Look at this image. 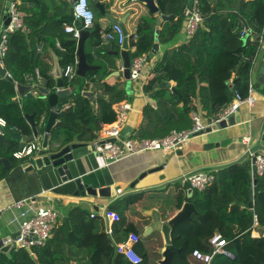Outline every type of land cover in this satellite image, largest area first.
I'll return each instance as SVG.
<instances>
[{
    "label": "trees",
    "instance_id": "obj_1",
    "mask_svg": "<svg viewBox=\"0 0 264 264\" xmlns=\"http://www.w3.org/2000/svg\"><path fill=\"white\" fill-rule=\"evenodd\" d=\"M199 1L205 16L204 23L187 44L168 49L169 42L183 28L188 1L157 0L160 13H168L172 17L163 24L159 34V41L165 47L164 56L157 67L159 75L149 81L144 90L147 93L152 92L161 80H173L176 83V91L161 90L156 94V100L166 99L181 116V114H189L195 109L196 106H192V103L195 99H199L203 115L215 118L221 107L231 103L237 93L242 96L248 94L252 68L250 58L257 53L261 46L257 35L264 33V0H243L238 9L235 8V1L230 0L231 3H227L233 9L230 15L218 9L221 3L212 5L209 0ZM72 22L73 19L65 17L61 24H71ZM155 22V15L150 11L148 15L143 14L138 17L136 21L138 38L131 42L129 52L131 59L145 53L149 55L153 49ZM27 23L32 24V21L28 18ZM80 26L82 27V24ZM244 26H248L251 31L246 41L241 37ZM103 30L100 24L95 21L93 34L94 43L97 46L103 44L101 38ZM43 39H38V41H43ZM150 39L151 41H149ZM11 41L12 37H10L9 51L5 58V68L12 75L13 81L0 78V118L6 120V130L18 131L22 136H30L33 130L27 116H33L38 127L43 128L51 109L47 98L42 95H34L32 92H27L21 100H16V84H26V76L33 74L36 70H39L44 76L43 86L50 93L57 90V82L54 76L46 72L50 67L48 63H44V57H49V52L46 51L44 55H34L27 45H20L16 50L12 47ZM60 41L62 50H56L61 57V67L65 68L76 60V42L67 36L61 37ZM112 44L119 47L117 42L113 41ZM108 49H110V45L107 46ZM89 61H91L90 56ZM115 66L112 63V67L116 68ZM106 69L107 67L98 71H90L87 79L93 81L94 76L98 73H101L103 77ZM231 80H236L233 87L230 86ZM64 82L66 88L75 86L74 83H68L66 79ZM80 86L84 89L88 83H82ZM104 86L105 89L112 92L113 98L110 101L105 98L99 99V113L102 123H113L117 119V112H115L113 104L125 99L126 91L124 86L119 84L110 85L104 81ZM166 92L169 97H164ZM70 102L74 106H69L58 115L59 122L51 131V142L67 145L73 143L76 135L81 142L94 141L98 135L97 125L89 98L79 92L70 99ZM178 104H182L183 108L178 109ZM163 110L160 114L150 104L147 105L145 112L149 117V123L145 132L154 126L153 116H157L160 120V125L156 126L160 131L165 129L164 125L168 121L173 119L171 121L173 123L176 120L174 114H168V109ZM81 122L86 131L77 133L78 128L82 127L80 126ZM143 135L144 131L141 135L130 136L145 138ZM18 143L17 140H12L7 133L0 136V159L7 158L10 163L15 165L21 162L13 156V153L19 149ZM212 172L215 175V181L202 193H199L200 198L197 201L199 214L197 217L203 216L209 211L217 214L223 225L220 232L227 240L225 247L234 257L218 253L214 256L211 264H258L257 257L264 264V235L258 238L251 236L255 215L258 217L260 231L264 234V175L259 176L256 181L259 192L255 196V207L250 208V190L252 189L250 169L240 163H234L224 169ZM6 173L7 170L0 161V180L6 176ZM222 184L223 186L231 184L235 187L238 184L240 193L230 195L226 189L221 190ZM181 201L182 199L179 198L178 207H180ZM67 214L70 217L71 230L78 237L76 242L71 241L69 228L63 221L62 225L55 230L52 239L47 242L48 246L35 251L38 254V262L31 257L26 249H21L11 259L1 255L0 264H67L72 260L82 261L83 257H79L82 253L84 258L91 255L95 264L105 262L109 264L112 261V264H130L122 254L116 252V245L112 244L103 230L104 227L100 226L96 218H90L85 210L77 208L70 210ZM195 247L204 253L212 252L210 241L200 237L195 238ZM154 254L155 252H152L151 255ZM44 255H47L46 258L43 257ZM156 255L160 256L159 253ZM147 257L148 255L145 256V258ZM157 257L155 259H158Z\"/></svg>",
    "mask_w": 264,
    "mask_h": 264
},
{
    "label": "crops",
    "instance_id": "obj_2",
    "mask_svg": "<svg viewBox=\"0 0 264 264\" xmlns=\"http://www.w3.org/2000/svg\"><path fill=\"white\" fill-rule=\"evenodd\" d=\"M14 1L19 6L20 10L24 13L26 30L18 31L15 34L11 35L12 47L17 50L19 49L20 45H27L29 50L34 52V55H44L46 51L49 52L50 56L44 57V63L49 64L50 68H48L46 72L47 74L52 75L51 71L54 66L53 53L59 56L57 50H62L60 38L66 36L69 39L73 38L71 34L65 31V25L67 23H64L65 25H62L61 21L65 17H69L71 20L73 19V22H75L77 26H80V22H76L74 20L72 3L68 0ZM122 1L123 0H117V4L115 6H112L111 4L107 5V11L112 12L119 18H123L128 9H124L118 5ZM209 1L212 3V5L221 3L218 9L225 11L228 15H230V12L233 10L230 7V4L227 5V3H231V1L233 0ZM234 1L235 8H237L238 0ZM94 8L95 5H93V9ZM98 12L100 13L99 10ZM34 14L35 16H33ZM143 14L148 15L149 10L145 5H140L137 6L134 11H131V14L127 17L126 28L130 34V46L132 40H136L138 38V35L136 34V21L138 17ZM162 14L170 17L162 21L160 32L163 24L172 17V15L168 13L162 12ZM28 18L32 21V24L27 23ZM95 21L98 22L104 30L111 28L113 24L106 16L102 15L101 13ZM184 27L185 22L183 24L182 30L169 42L168 49L177 47L181 44H187L193 38H188L186 36ZM90 32V35H88L87 39L85 40V52L87 54L89 64L97 66L95 70L91 71H98L99 69H102L104 67H107V69L104 71L105 73H103L104 79L101 73L96 74L93 78V81L84 79L83 84H87L86 82L90 81L88 83V86H86V88L84 89L81 88V86H78L75 92L76 94L79 92L81 93L82 90H88L92 86H95L96 92L102 95L101 97H96L94 104L89 99L93 106L92 114L97 125L98 135L95 140L99 138L100 129L104 125L111 124L102 123L99 113V99L105 98L107 99V101H110L113 98L112 92L105 89L104 81L110 85H123L125 88L126 98L114 103L113 108L115 112H117L116 104L124 101L130 102L131 109L128 112L125 125H129L132 128L130 135H141V133L144 131L143 136L145 138H156L164 137L176 129H190L193 126L192 113L194 111H198L202 115L203 120L206 123H208L209 119L214 120L217 117H205L203 115V109L199 99H195L192 103V106H196L195 109H193L189 114H181V116L179 115V113H177L176 109L174 110L173 105L166 101V99L160 98L156 100L154 97L156 106H154L152 103L146 102L145 96L151 92H145L144 87L149 81L159 75L157 67L164 56L165 47L160 43V41V51L155 55L154 58L150 57L144 69L143 77L140 80L131 79L133 99L132 101H129V93L126 89V79L124 78L122 72L123 59L120 54L115 55V52L121 49L120 44L117 43L119 45L118 47L114 46L112 42L104 43L102 41L103 44L97 46L94 43L95 38L93 34V28L90 29ZM41 38H44L43 41H38V39ZM149 41H151V39ZM109 45L110 49L107 50V46ZM38 46H43V49L41 51H38ZM77 46L78 44L76 42V53ZM76 53L75 56L78 60ZM89 56L91 58V61H89ZM253 57H255L254 64L252 62ZM253 57L250 58L252 64L250 72V82L255 87L254 96L256 97L257 101L253 106L244 105L240 107V123L229 126L225 129L213 130L212 132H208L206 135L195 136L189 143V145L176 152L173 151L166 153L164 151H147L129 156L109 165H106L101 155L96 152L92 153L90 156L93 162L92 168L104 170V173L106 174L108 179V183H110L111 185V197H101L99 195L96 197L88 196L86 198L87 204L85 206H81L79 203V199H72L70 197H66L64 195L56 193L54 190L51 191L50 188H52V186L54 185L50 183H27L26 180H28V178L25 177V174L20 169L15 170L14 174L12 175L7 172L6 176L2 180H0V237L17 233L20 230V222L23 219L21 217V214L28 208V204H24L22 207H18L15 206V203L23 200L27 201L33 196H38L40 193H42L43 190L46 189L50 190L49 196L51 197V201L49 203L59 209L64 216H67L69 218V220L70 217L67 213H69V211L74 208L85 210L90 218H96L99 221L100 226L104 227L103 230H105L106 235L110 238L112 244L116 245L117 242L124 241L130 232L139 234L141 240L136 245V250L144 259V262L141 264H160V261L163 258V252L166 249L164 235L159 231H153L146 236L144 235L146 228L152 224L153 217L150 214L151 211H159L165 215V218H172L181 210L183 204L186 201L194 202V198H188L187 191L184 189V183L186 182V177L189 174L198 170L212 172L218 169H224L226 166L234 163H240L245 166L244 163L251 161V157L248 154L249 150H259L257 149L258 133L264 121V42L263 44H261L259 50ZM60 60L61 57L59 56V62ZM112 63L116 65V68L112 67ZM1 65L5 68V64ZM7 72L9 73V71ZM116 72H119V74H115ZM55 79L57 82V78ZM26 80L27 83L24 85H41L42 87H44L43 84L45 82V79H43L41 83H36L26 76ZM169 81L171 85L175 87V81ZM232 81L233 80H231V82ZM158 86H156L155 89H157ZM161 90H170V92H175L170 88ZM27 92H32L34 95L43 96V93L39 89H33L32 91ZM138 95L141 96V103L134 102L136 96ZM165 96L169 97V94L166 92L164 97ZM22 97L23 96H21L19 100H21ZM66 104L70 107L74 106L73 104H71L70 100ZM149 104L154 107L160 114L162 113V111H164L163 109H168V114H174L176 120L173 123L171 122L173 119L168 121L164 125L165 129L163 131H160L156 128L157 125H160V120L159 118H157V116H153L154 126H151L148 132H145V128L149 123V117L147 116L145 109ZM63 107H65V104H60V108L62 109ZM177 108H183V105L178 104ZM58 122L59 120L57 117L56 125ZM80 126L82 127L78 128L77 133L85 132L86 129L82 122ZM45 127L40 128L39 126V132L41 134L45 132ZM9 137L11 136L9 135ZM11 139L14 140V138L12 137ZM73 142H81L78 139V135L74 137ZM92 142L93 141H84L82 143L92 144ZM25 159L26 158H24L23 160H19L21 161L19 162V164L24 162ZM245 167L249 169L248 166ZM86 168L88 169V167ZM155 168H158V170L149 172L150 170H153ZM251 177L253 188L256 186V184L254 183L253 175ZM118 189H121L122 192L118 193ZM222 189H226L230 193V195H232L233 193H240L238 184L236 187L232 186L231 184L225 186H223L222 184L221 190ZM199 193L202 192H198V197ZM256 195L257 194H255V196ZM255 196L253 199V207H250L249 204L250 208L255 207ZM179 198L182 199L180 207H178ZM197 201L195 202L197 213H192L191 220L182 221L172 231L171 236L173 244L176 248L180 249V252H176L172 256L173 264H207L206 262L196 258L193 255L194 250H199L197 249V247H195V238L200 237L206 241H209L215 233L221 234L220 228H222L223 225L215 212L209 211L203 216L197 217L199 214ZM42 202L43 203L41 204H47L44 201ZM88 202H90L92 206H90ZM107 209H112L118 212L121 216L120 220L111 222L109 219L105 218L103 214ZM92 214H95V216H92ZM63 221L64 218H62L58 227L62 225ZM109 229H111L112 231L110 232ZM262 235L264 234L260 231L258 217L257 215H255L254 223L251 229V236L254 238H258ZM75 237L76 240L71 239L72 242H76L78 240V237ZM47 246L48 245L46 244L45 246H33L31 248L15 249V251L8 254L0 252V257L1 255H4L11 259L14 257L17 251L26 249L31 257L36 262H38V254L35 251ZM225 249L227 250V253L225 255L234 257V255L227 249V247H225ZM152 252H155V254L151 255ZM157 253L160 254L159 257H157ZM146 255H148L147 258H145ZM46 256L47 255H44L43 257L46 258ZM79 257H83L82 261L80 262L91 259L90 264H95L91 255H88L84 258V254L82 253L79 255ZM156 257L158 259H155ZM69 263L76 264L79 262L72 260L69 261ZM112 263L113 261L109 264ZM103 264L108 263L105 262Z\"/></svg>",
    "mask_w": 264,
    "mask_h": 264
},
{
    "label": "water",
    "instance_id": "obj_3",
    "mask_svg": "<svg viewBox=\"0 0 264 264\" xmlns=\"http://www.w3.org/2000/svg\"><path fill=\"white\" fill-rule=\"evenodd\" d=\"M12 0H0V31L3 25H7L10 22V4ZM95 8L100 11V13L106 16L111 23H116L122 26L126 39L122 44L121 49L115 52V55L120 54L123 59V76L126 79V89L129 93V101L133 99L132 92V80L130 76V65H131V56H130V34L126 28L127 17L131 14V11H134L137 6L145 5L151 14L155 15L156 19V30L154 35V46L149 56L154 58L155 55L160 51L159 44V34L160 26L163 20L168 19L170 16L163 15L160 13V8L157 3V0H123L118 5L124 9H128L123 18L115 16L112 12L107 11V5L111 4L115 6L117 0H93ZM193 0H188V3L191 4ZM243 0H238L237 8H240ZM89 29H83L81 36L79 38L73 37L72 39L77 42V77L74 81L75 87L66 88L65 82L62 78V67L59 62V56L55 53L54 55V66L52 68L51 74L57 78V88L59 89L56 92L50 93V91L41 85L27 86L24 84L17 83L16 89L18 96L16 100L19 101V98L24 95L27 91H32L33 89H39L43 93V97L47 98L50 105V114L46 121L45 132L41 134L39 132V127L35 123L33 116H27L28 122L32 126V134L30 136H22L18 131L6 130V133L12 138L19 141V148L24 147L27 143L31 141H38L40 143V149H38L33 155L27 157L24 162L18 164H12L7 158H1L0 161L4 164V168L10 175L14 174L15 170H22L25 174V177L28 178L27 183L34 184L36 182L45 184L50 183L54 186L50 188L51 191H55L66 197L72 199H79L81 206L87 204L86 198L88 196L96 197H111L112 190L111 185L108 183V179L104 170L102 169H93L91 154L95 153V149L90 143L82 142H73L67 145H61L51 142V131L56 125V119L60 113V104H66L70 99L76 95V88L82 85L83 80L87 79L88 73L91 70H95L97 66L91 65L88 62L87 54L85 52V40L88 35H90ZM248 37H245L246 41ZM115 74H119L116 72ZM0 78H6L13 81V78L10 73L1 65L0 62ZM90 81L86 82L89 83ZM236 80H233L230 83V86L233 87ZM170 88L173 91H176L169 80H161L157 89L145 96L147 103H152L156 106V101L154 100L155 95L161 90ZM82 95L86 96L95 103L96 97H101L102 95L97 93L95 86H92L88 90H83ZM212 119H209L208 123H211ZM241 122V111L238 110L236 113L232 114L228 120H223L219 124H212L209 126L205 132H199L198 135H206L208 132L213 130L225 129L229 126L238 124ZM101 128V126H100ZM132 128L127 125L122 131V138H126L130 135ZM116 138H111L110 141H115ZM258 144L257 149L264 150V121L261 125V128L258 133ZM86 150V151H85ZM100 155V154H99ZM255 159L244 163L245 166H248L251 174L254 178V183L258 179V175L255 170L251 169L254 164ZM88 167V169L86 168ZM158 168L150 170L149 172L157 171ZM133 186V185H132ZM184 189L187 191L188 198H194V202L186 201L181 210L172 218H165V215L159 211H151V216L153 217L152 224L146 228L144 235H148L153 231H159L164 235L166 249L163 252V258L160 261V264H173L172 256L176 252H180L179 248H176L172 240V231L177 227L182 221L191 220V214L197 213L195 202L199 199L198 192L193 190L190 187V184L186 180L184 183ZM258 193V188L255 186L250 190L251 201L250 207H253V199L255 194ZM90 206L92 204L88 202ZM111 207V206H109ZM64 221L66 222L70 230V238L76 240L74 233L71 230V223L67 216H64ZM19 232L13 233L7 236L0 237V252L11 253L15 251L14 239L17 238ZM256 261L258 264H262L261 260L257 257ZM91 259H88L84 262H79L76 264H90ZM75 264V263H68Z\"/></svg>",
    "mask_w": 264,
    "mask_h": 264
},
{
    "label": "built area",
    "instance_id": "obj_4",
    "mask_svg": "<svg viewBox=\"0 0 264 264\" xmlns=\"http://www.w3.org/2000/svg\"><path fill=\"white\" fill-rule=\"evenodd\" d=\"M72 3L74 20L80 22L81 26H77L75 22L65 25V31L71 34L73 37L79 38L83 29H92L95 25V12L93 9L94 1L91 0H68ZM10 22L7 25H3L0 31V62L5 64V58L9 51L10 37L18 31L26 30L24 13L20 10L17 3L12 0L10 4ZM205 16L200 8V1L193 0L185 9V27L184 32L188 38H192L198 32L200 26L204 23ZM250 28L244 26L241 31V37L250 36ZM101 38L104 43L117 42L122 46L125 42L126 34L119 24H112L111 28L103 30L101 32ZM260 44L264 42V33L257 35ZM60 45V44H59ZM43 46H38V51H41ZM256 57V56H255ZM255 57L252 58L254 64ZM149 61V55L147 53L138 55L134 59H131L130 76L132 80H140L143 77L144 69ZM77 65L76 59L73 63L68 64L65 68H62V78L68 81V83H74L77 77ZM27 77L36 83H41L44 76L39 70H36L33 74H28ZM59 89L57 88V91ZM255 87L250 82L248 87V94L242 96L237 93L234 100L221 107L217 117L212 120L211 123H206L203 120L202 115L198 111L192 113L193 126L190 129L185 130H173L170 134L164 137L156 138H135L128 135L126 138H122V131L126 125V119L128 112L131 109L130 102H120L116 104L117 119L109 124L104 125L99 132V138L92 142V146L95 152L100 154L104 159L106 165L118 162L129 156L140 154L147 151H164L176 152L182 150L185 146L193 140L199 132H205V130L212 124H219L223 120L236 113L240 107L244 105L253 106L255 104L256 97L254 96ZM69 108V105L65 104V107L60 108V112ZM7 122L5 119L0 118V136L6 133ZM111 138H116L115 141H110ZM38 149H40V143L38 141H31L24 147L19 148L13 153V156L17 160H23L33 155ZM249 156L251 160L254 158V164L252 169L256 171L258 176L264 175V150H249ZM186 180L190 184V187L197 191H204L215 180V175L212 172L198 170L192 172L186 177ZM118 193L122 190L118 189ZM50 190H43L38 196H33L27 201H18L15 206L22 207L24 204H28V208L21 214L23 218L20 222L19 235L14 239V245L16 249L31 248L33 246H45L49 239L54 235L55 230L60 224L63 218V213L60 212L55 206L51 205V197L49 196ZM42 201L47 204H41ZM95 216V214H92ZM103 216L109 219L111 222L119 221L121 216L118 212L107 209ZM111 232L112 230L109 229ZM140 241L139 234L130 232L124 241L116 243V252L122 254L129 263L141 264L143 257L136 250V245ZM212 246L211 253H204L199 250H194L193 255L210 264L214 256L218 253L226 254L227 240L220 233H215L210 238Z\"/></svg>",
    "mask_w": 264,
    "mask_h": 264
},
{
    "label": "rangeland",
    "instance_id": "obj_5",
    "mask_svg": "<svg viewBox=\"0 0 264 264\" xmlns=\"http://www.w3.org/2000/svg\"><path fill=\"white\" fill-rule=\"evenodd\" d=\"M94 12H95L96 20H97V18L100 15V13L98 12V10L96 8H94ZM134 102L135 103H137V102H140L141 103V96L140 95L136 96Z\"/></svg>",
    "mask_w": 264,
    "mask_h": 264
}]
</instances>
